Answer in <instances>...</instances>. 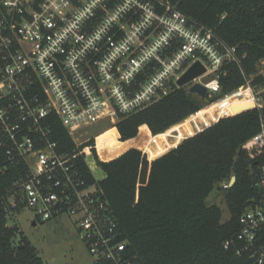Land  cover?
<instances>
[{
	"label": "built area",
	"instance_id": "obj_1",
	"mask_svg": "<svg viewBox=\"0 0 264 264\" xmlns=\"http://www.w3.org/2000/svg\"><path fill=\"white\" fill-rule=\"evenodd\" d=\"M244 58L169 0H0V186L5 177L12 178L0 195L6 226L19 227L24 211L31 212L35 224L66 217L94 261L137 264L120 239L103 191L88 182L78 164L91 148L62 151L51 119L79 148L83 132L115 127L152 106L174 87L180 89L178 80L200 62L206 72L182 88L189 92L202 84L208 105L150 137L142 153L155 141L164 143L153 144L157 149L165 148L167 139L161 136L182 144L238 115L228 102L233 95L251 105L239 114L264 109L263 89L250 80L222 95L227 67L241 69ZM177 125L182 126L169 133ZM242 149L252 160L264 155V116L260 131ZM146 157L152 162L149 152ZM258 171V198L225 248L233 245L238 256L264 264V162Z\"/></svg>",
	"mask_w": 264,
	"mask_h": 264
},
{
	"label": "trees",
	"instance_id": "obj_2",
	"mask_svg": "<svg viewBox=\"0 0 264 264\" xmlns=\"http://www.w3.org/2000/svg\"><path fill=\"white\" fill-rule=\"evenodd\" d=\"M169 1L190 20L211 29L226 45L236 47L239 57L245 56L241 69L227 67V76L221 80L222 95L249 80L264 89V76L259 72L264 61V0ZM228 99L230 106H238L240 111L251 108L238 95ZM206 105L200 96L174 87L170 95L115 127L106 124L102 133L79 148L67 129L51 119L53 139L62 151L91 148L88 155L79 156L78 164L88 182L103 191L122 233L120 239L127 242L137 264L255 263L238 256L233 245L226 249L225 243L235 239L242 215L258 198V164L264 162V155L252 160L242 146L260 131L264 109L223 119L182 144L161 136L159 140L167 139L165 148L150 145L147 149L155 159L152 162L139 150L150 137L164 133ZM175 147L157 158L163 149ZM91 157L105 174L101 180L95 179L88 165ZM232 177H236L234 185L224 188ZM11 179L10 175L3 179L0 195ZM215 191L224 195L227 221H222V209L207 201ZM6 224L0 209V264H46L20 228Z\"/></svg>",
	"mask_w": 264,
	"mask_h": 264
},
{
	"label": "rangeland",
	"instance_id": "obj_3",
	"mask_svg": "<svg viewBox=\"0 0 264 264\" xmlns=\"http://www.w3.org/2000/svg\"><path fill=\"white\" fill-rule=\"evenodd\" d=\"M259 72L264 76V65L261 63L259 65ZM262 94H264V89L262 90ZM100 133H102L101 126L92 127L88 132H83L77 138V142L82 146ZM149 145H147V147ZM152 145L153 144H151V146ZM139 150L144 152L145 148L140 147ZM169 150L163 149L157 158H160ZM147 151L144 156H147ZM150 159L151 161L155 160L152 159L151 156ZM87 162L96 180H101L105 177V174L100 170L93 157L88 158ZM207 201L210 205L216 204L222 209V221H227L229 219V212L222 192L215 191ZM63 218V224L59 222L57 225L54 224V226H52L49 223H37L36 226H33V216L31 212L24 211L19 214L17 222L20 230L36 247L39 255L46 264H93L94 258L89 254L85 245L78 237L71 220L66 217Z\"/></svg>",
	"mask_w": 264,
	"mask_h": 264
},
{
	"label": "water",
	"instance_id": "obj_4",
	"mask_svg": "<svg viewBox=\"0 0 264 264\" xmlns=\"http://www.w3.org/2000/svg\"><path fill=\"white\" fill-rule=\"evenodd\" d=\"M205 72H206L205 67L200 62H196L178 80L177 85L182 88V87L186 86L192 80L203 75ZM189 93L190 94H196L204 100H207V98H208L207 88L200 83H196L192 87H190ZM246 110H248V108ZM237 114H239V113H237ZM235 182H236V177H232L231 181H230V187L233 186Z\"/></svg>",
	"mask_w": 264,
	"mask_h": 264
},
{
	"label": "crops",
	"instance_id": "obj_5",
	"mask_svg": "<svg viewBox=\"0 0 264 264\" xmlns=\"http://www.w3.org/2000/svg\"><path fill=\"white\" fill-rule=\"evenodd\" d=\"M170 131H171V130H169V133H170ZM63 221H64V218L61 217V218L54 219V220H52V221H50V222H47V223H49V224H51L52 226H54V224L57 225V223H59V222L63 224V223H64ZM72 225H73V224H72ZM33 226H36V224L33 223ZM73 228H74V226H73Z\"/></svg>",
	"mask_w": 264,
	"mask_h": 264
},
{
	"label": "bare ground",
	"instance_id": "obj_6",
	"mask_svg": "<svg viewBox=\"0 0 264 264\" xmlns=\"http://www.w3.org/2000/svg\"><path fill=\"white\" fill-rule=\"evenodd\" d=\"M233 112L236 114V113H239V112H241L240 111V108L238 107V106H233Z\"/></svg>",
	"mask_w": 264,
	"mask_h": 264
}]
</instances>
